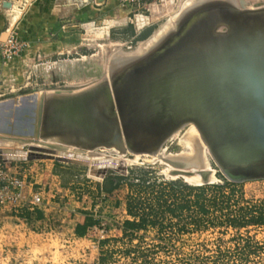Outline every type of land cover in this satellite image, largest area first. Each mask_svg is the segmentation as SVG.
Masks as SVG:
<instances>
[{
    "label": "water",
    "instance_id": "obj_1",
    "mask_svg": "<svg viewBox=\"0 0 264 264\" xmlns=\"http://www.w3.org/2000/svg\"><path fill=\"white\" fill-rule=\"evenodd\" d=\"M143 60L124 69L116 87L130 151H148L183 123L194 122L228 180L264 179V8H239L235 0L205 1L178 33ZM54 92L18 99L11 137L25 140L28 149L14 150L26 154L15 158L0 148V163L56 158L87 165L88 176L99 181L110 168L127 175L123 159L91 160L60 150L63 146L29 142L69 135L75 140L67 139L68 144H115L127 154L108 82L78 94ZM11 105L14 101L7 100L2 108Z\"/></svg>",
    "mask_w": 264,
    "mask_h": 264
},
{
    "label": "rangeland",
    "instance_id": "obj_2",
    "mask_svg": "<svg viewBox=\"0 0 264 264\" xmlns=\"http://www.w3.org/2000/svg\"><path fill=\"white\" fill-rule=\"evenodd\" d=\"M185 1L174 0L169 4V0H143V4H145L140 8H133L129 14L128 24H115L108 37L98 39L96 43L83 41L86 30L81 25L93 22L90 19L83 20L78 27L73 28L80 33L79 46L76 49H70L71 52L53 58L54 61L61 59L63 61L48 63L50 64L48 70L52 69L54 72H48V70L43 72L37 66L38 72L44 76L52 72L57 75L51 81L52 83L50 82L51 88L47 87V90L76 91L97 84L96 82L100 78L108 75V68L114 55L132 53L144 48L156 31ZM243 2L255 7L264 4V0H244ZM104 4L100 1L97 7H102ZM167 5H169L168 8ZM118 10L120 11V9ZM153 13L156 16L149 24L141 28L137 26L136 17L139 14L152 16ZM160 13H163L162 16ZM110 19L109 11L102 10L96 25L108 23L111 21ZM116 20L118 19L116 18ZM139 24L144 23L140 21ZM102 70L104 72L100 73ZM187 129L181 135L169 139L157 155L127 153L124 157L128 162L127 175H122L116 170L108 172L103 183L104 187H110L114 182L123 178L120 185L124 186L122 191L118 192V196L123 199V205L119 207V204L113 201L114 203H111V207L107 209L109 212L107 211L105 214L113 216L114 221L108 223V228L111 231L106 242L102 243L103 240L101 241L99 248L94 247L93 238L79 236L77 233L73 235L71 229L55 235L36 233L27 239L26 246L21 249L23 252L19 251L16 245L8 246L5 250L0 248V264H102L100 258L103 256H106L105 264H264V225L250 224L242 227L231 225L230 222L232 218L236 219L241 215L250 217L251 212L259 213L258 210H250L254 207L264 206V179L245 181L235 188L206 190L202 193L201 199L206 198L205 204L208 209L206 212L200 210L199 205L195 203L200 192L190 190L185 185H202L200 183L202 178L198 175L180 176L179 171H182L178 169L180 162L175 164L174 161L166 162L161 158L167 155L190 156L188 154H191V148L181 141V137L184 136ZM107 150H98L97 153L99 155L113 154L111 149ZM194 151L196 152H193L192 155L199 153V148ZM201 154L205 159L204 168L215 171L213 173L215 180H209L203 184H222L225 180L230 181L207 153L206 148L204 149V146L201 148ZM172 165L176 168L174 169ZM182 167L186 173L191 171V168H187V166ZM74 168L84 176L83 178L86 177L87 165L79 163ZM175 172L179 174L176 175ZM208 174L210 175L211 171L207 170ZM175 180L180 182L175 190L172 186L161 187V185L155 190L165 188L169 204L182 202L190 204V207L178 209L174 213L166 207H156L142 229L138 230L133 237L124 236L121 222L125 223L126 220L142 222L140 216L134 217L129 214L128 198L135 194L143 196L155 194L151 192L150 188L143 190L142 193L140 182L159 184ZM224 194L231 197L229 207H226V202L223 207H220L219 202L221 201L219 200L226 199ZM214 198H219L218 204H215ZM105 207L106 205L102 204L98 212L104 211ZM123 210L126 213L123 214ZM91 218L94 219V224L98 222L94 217L91 216Z\"/></svg>",
    "mask_w": 264,
    "mask_h": 264
},
{
    "label": "crops",
    "instance_id": "obj_3",
    "mask_svg": "<svg viewBox=\"0 0 264 264\" xmlns=\"http://www.w3.org/2000/svg\"><path fill=\"white\" fill-rule=\"evenodd\" d=\"M100 1L105 4L102 7H97ZM100 1L0 0V40H5L9 34H14L19 40L26 43L23 53L19 56H13L5 61L0 58L1 136H13L16 133L11 125L17 118L15 106L20 97L38 95L47 92V87L51 88L50 82L57 77L56 74H53L54 70H48V72H53L44 76L38 72L37 66L50 62H61L62 59L54 61L53 58L71 52L70 49H76L79 46L80 33L73 30L74 27H78L83 20L89 19L95 21L96 24L102 10L109 11L110 20L125 19L128 24L130 11H119L116 8L118 0ZM139 16L146 15L139 14ZM98 22L100 23V21ZM7 32L9 33L4 39ZM100 35L104 34L101 33L98 36ZM7 100H13L14 106L11 105L9 109H3L2 103ZM3 121H7V124H4ZM12 147H17V145ZM27 147L24 146L25 149ZM4 165L7 169L17 171L25 177L29 183L26 191L42 192L45 201L50 202L53 206L64 205L67 208L64 214L73 224L74 229L84 215L92 216L95 219L100 216H110L105 213L111 207V203H114L113 201L119 204V207L123 205V199L118 196V192L122 191L124 185H120L113 191H107L103 186L106 178L98 181L90 178L88 172L83 178L84 176L74 168L79 164L56 158H40L10 160L4 162ZM99 202L106 205L104 211L98 212ZM10 214L15 215L16 213L11 210ZM18 214L27 216L29 214L27 206L20 209ZM46 215L45 209L38 210V230H41L42 224H45Z\"/></svg>",
    "mask_w": 264,
    "mask_h": 264
},
{
    "label": "bare ground",
    "instance_id": "obj_4",
    "mask_svg": "<svg viewBox=\"0 0 264 264\" xmlns=\"http://www.w3.org/2000/svg\"><path fill=\"white\" fill-rule=\"evenodd\" d=\"M205 1H208V0H186L179 7V9H177V11H175L173 13V15L167 20V22H165L156 31V33L149 40V42L146 44V46L144 48H142L139 51L132 52V53L114 55L112 57V59H111V63H110L109 68H108V70H109L108 71V75L103 76V78H102L103 80L100 78L101 81L98 80V82L100 81L99 83L96 82L97 84H95V85H90L89 87H86V88L80 89V90H76V91L73 90V92H72L73 94H78V93H83V92L90 91V90H95L101 84H104V83L108 82L110 90H111V93H112V96H113L114 101H115L116 112H117V114L119 116L120 124H121V127H122L123 141L125 143L126 150H127L126 152L129 153V154H141V155H145V154H148V155L149 154L150 155L154 154L155 155L156 154L157 155L159 153L160 149L162 148V146H165V143L169 139H171V138H173L175 136L181 135L183 133V131L186 128H188L186 130V132L184 133V136L181 137V141L185 145H187V146H189L191 148L190 149L191 150V154L190 153L188 154L190 156L176 155L177 157H175V156L173 157L172 155H167V156H162L161 158H163L162 160H164L166 162L174 161L175 164H178V162H180V165H179L180 167H178V169H181L182 171H179L180 174L176 173L177 172L176 171L175 172L176 175L179 174L180 176H187V177H192L194 175H198L200 178H202V181L200 182L201 184H203L206 179L211 180V181L215 180V177L213 176V173H215V171L213 172L211 169H205L204 168L205 159H204V156L201 154V148L204 146V149L206 148L207 153H209V155H210V157H212V159H213V156H212L210 147H209L207 141L205 140L202 132L198 128V126L194 122L183 123L180 127H178L175 131H173L165 140L160 142L154 148H152V149H150L148 151H144V152H132V151H130V148L128 147L127 142H126V136H125V132H124L125 131L124 130V123H123V120H122V114L120 112V106L118 104V94H117L118 93V89L116 87H117V85H119V79H120L121 75L123 74V72H126V70L129 69L130 66H132V65H135V64L140 63L142 61L144 62L143 59H145L149 54H151L153 51H155L171 35H174V34L178 33L180 31L182 25L184 24V22H186L187 18L190 16L191 11L194 8L198 7L199 4H203V2H205ZM243 1L242 0H235V3L237 4V6H239V8H245V9L264 8V4L261 5V6H256L255 7V6H249V5L245 4ZM173 2H174V0H169V4L173 3ZM168 6L169 5H167V8H168ZM157 9L159 10V8H157ZM165 11H167V10H165ZM162 14H161V16H162ZM156 15H158V13ZM156 15H155V13H153L152 16H150V15L138 16L137 19H136L137 26L140 27V28L143 27V26H146L147 24H149L152 21V19ZM140 21H142L144 24L140 25L139 24ZM115 24H119V25L126 24V20L125 19L111 20L108 23H104L102 26H96V27H95L96 24L93 23V22H90L89 24L84 25L83 28H85V30H86V33L84 34V40L92 41V42L96 43V40H98V39L101 40V39L107 38L108 35H109V32H110V28L112 26H114ZM101 33H103L104 35L98 36ZM49 67H50V64H40V65H38V68H41V70L43 72H46L49 69ZM66 67H65V69H66ZM52 68H54V67H52ZM62 68H64V67H62ZM60 69H61V67H60ZM124 69H126V70H124ZM103 72H104V70H102L100 73H103ZM54 91H50V92L55 94ZM43 93L44 92L38 94L39 98H41L40 95L42 96ZM63 93L67 94L68 91L63 92ZM23 97L27 98V100L28 99L30 100V97H26V96H22L19 99L21 100ZM15 113H16V115L19 114L18 111H15ZM38 120H39V116L37 117V124H38ZM39 123H40V121H39ZM45 124H48V123L45 122ZM20 139H21L20 137H18L15 140L11 136H1L0 135V148H5V149H8V150H11L10 152L6 153L10 157L11 156L15 157V158L16 157H22V156L25 157L26 154H19L17 152H14V150H16V151H18V150L19 151H26V149L24 148V145H25L26 141L25 140H20ZM67 139H69L70 141L72 139L75 140V138L70 137L68 135V136H64L63 140H59V138L58 139L57 138L56 139H53V138L33 139L32 138V140L31 141L29 140V142L31 144H35V145H39V146H51L52 144L63 146V148L61 147L59 149L60 150H64L66 152L74 153V154L87 155V156L91 157V160H93V159H108L109 158V159H113V160H115V159H118V160L123 159V160H125L127 162V159L124 158L126 156V154L124 153L123 150H121L118 147V145H115V144L114 145H106V144L105 145H99V144H97V145H87V147H85V146H82V144H81V146H79L80 144L79 145L78 144H68L69 142H66ZM8 145H12V146L13 145H17V146H20V147H9ZM196 148L197 149L199 148V151H198L199 153H197L195 155H192L193 152L194 153L196 152V151H194V149H196ZM107 149H111L110 151L113 152V154H102V155H99L97 153L98 150H107ZM107 151H109V150H107ZM114 154H117V155H114ZM73 160H80L81 162H83V161L84 162H88L87 160H83V159H75V158H73ZM172 166H174V165H172ZM182 166H187V168H191L190 169L191 171L189 173H186L184 171V169H183L184 167H182ZM175 168L176 167L174 166V169ZM202 169H205V170H202ZM109 170L111 171L112 169L110 168ZM207 170L211 171V174L210 175L208 174L209 176L207 175ZM173 175H175V174H173Z\"/></svg>",
    "mask_w": 264,
    "mask_h": 264
},
{
    "label": "built area",
    "instance_id": "obj_5",
    "mask_svg": "<svg viewBox=\"0 0 264 264\" xmlns=\"http://www.w3.org/2000/svg\"><path fill=\"white\" fill-rule=\"evenodd\" d=\"M145 4V3H144ZM143 0H118V9L120 11H130L133 8H140ZM104 18V17H103ZM95 23V21H93ZM85 24V23H84ZM84 24L81 26L83 27ZM26 43L19 40L14 34H9L5 40H0V58L5 61L13 56H19L23 53ZM29 183L19 172L7 169L4 162L0 163V248L5 250L8 246L16 245L20 251L26 246L27 239L33 234L41 233L55 235L71 229L73 235H76L74 229L66 215L67 208L58 204L53 206L45 201L42 192L26 191ZM98 209L102 202L98 203ZM27 206L29 214L20 216L18 211ZM47 211L45 224L38 230L37 212L39 209ZM11 210L16 214H10ZM126 213L125 210L122 211ZM63 214V215H62ZM4 220L2 221V219ZM98 222L89 226L84 236H90L94 247L99 248L101 241L109 236L110 229L108 223L113 222V216H100L96 218ZM121 222V229L123 228ZM22 251V250H21ZM23 252V251H22Z\"/></svg>",
    "mask_w": 264,
    "mask_h": 264
},
{
    "label": "trees",
    "instance_id": "obj_6",
    "mask_svg": "<svg viewBox=\"0 0 264 264\" xmlns=\"http://www.w3.org/2000/svg\"><path fill=\"white\" fill-rule=\"evenodd\" d=\"M121 179L123 178H120L117 182H114V184L110 187H104L105 190L107 189V191H113L115 188L119 187L121 183ZM179 183L180 182H178L177 180L172 181V182H160L159 184H157L156 182L148 183L147 181L140 182L139 186L142 189L141 192L143 190L150 188L151 192L155 194L153 196H143V195L135 194V195H131L128 198L127 208H128L129 214L134 217L140 216L142 218V222L138 223L135 220H126L124 223V227H123L124 236L133 237L138 230L142 229L143 225H145L146 221H148L147 219L152 216L154 208L156 207L158 208L166 207L167 209L171 210L173 213L177 211L178 209H184L186 207H190V204H183L182 202H175L173 204H169L168 197L165 194V188L161 190H155L160 185L161 187L162 186L163 187L172 186L173 190H175V187ZM131 184L133 183L131 182ZM181 185H184V184H181ZM238 185H241V183H236V182L225 180L222 184L211 183V184L191 185V186L185 185V186L189 188L190 190H193V191L195 190V191L200 192L197 195V200H195V203L199 205L198 207L200 210L206 212L208 209L205 204L206 198L201 199L203 192H205L206 190H210V189L211 190H215V189L223 190V188L225 187L235 188ZM225 197H226L225 200H219V198H214L215 204H218V200H219L221 201L219 202V204H221L220 207H223L225 202H226V207H229L230 205L229 202L231 200V197L228 195H226ZM254 210H258L259 213L254 214V212H251L250 217L241 215L239 218H236V219L232 218L230 220L231 225H238L242 227H245L250 224L264 225V206L254 207V209H251L250 211H254ZM94 223H95L94 219L91 218V216L84 215L82 216L80 222L77 224L75 231L79 236H84L87 233L88 227L92 226ZM104 242H106V239L102 241V243ZM100 261L102 262V264H105L106 256L101 257Z\"/></svg>",
    "mask_w": 264,
    "mask_h": 264
}]
</instances>
